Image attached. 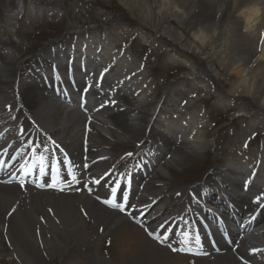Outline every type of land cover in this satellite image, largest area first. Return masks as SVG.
I'll list each match as a JSON object with an SVG mask.
<instances>
[{"label":"bare ground","instance_id":"1","mask_svg":"<svg viewBox=\"0 0 264 264\" xmlns=\"http://www.w3.org/2000/svg\"><path fill=\"white\" fill-rule=\"evenodd\" d=\"M25 1L35 6L42 3L37 0ZM148 1L150 6L145 0H136L130 3V7L138 10L143 19L149 22L151 28L157 30L155 34L159 32H162L161 35L168 34L167 37L171 36L170 45H181L183 51L177 52L178 57L175 58L169 54L168 59L188 67L192 71L193 65H189L181 57L194 54L195 49H199L197 46L191 47L192 42L189 40L193 39L200 46L204 44L203 47L210 42L214 43L215 46L212 47L206 59H209V62L219 56V67L227 69L231 75L235 76V80L229 85L227 95L239 99L247 96L251 99V102L258 105L257 109L261 110L263 108L264 45L260 43V40L261 33L264 32V0ZM10 4L11 1L9 0V6ZM69 5L70 7L67 10L72 9V11L73 7L77 6ZM9 8L10 10L16 9L15 4ZM65 8H68V6L65 5ZM78 12L80 13L79 10ZM79 13H71L73 19L78 21L73 22L71 20L70 23L78 24L81 22ZM212 13L214 18L211 20L209 16ZM233 13L236 14L233 15ZM218 14H220V17L216 20L215 16L217 17ZM43 16H45V13H43ZM47 16H52V14ZM24 18L31 27L36 25L33 23L35 18L27 11L16 16L0 15V123H3L0 126V161H4L0 171L5 172L0 174V233L7 240L12 255L8 259V263L46 264L44 260L47 257L50 261L58 264H108L98 256V251L101 249L102 252V249H105L109 250L110 254L116 250L117 260L120 264L123 262V264H141L142 259H144L145 264H190L188 262L191 261L184 259L180 254L171 255L164 252L158 245L152 244L151 246L147 243V237L142 234L140 228L132 223L128 217L118 211L110 210L109 205L105 204V207L98 204L97 201L103 202L105 200L100 197L101 194L111 193L113 187H118L117 196L119 197V188L125 189L132 185L133 188L128 193L123 194L127 196V200H133L134 203L132 206L133 212L129 215L135 218L139 217L142 224L147 228L155 229L156 232H159L162 228H165V231L170 226V230L167 233H162L161 236L168 239L171 246L175 247L179 242V238H183L184 235L187 236L186 243H189L192 236L195 237L199 227L201 232L205 234L203 222L212 223L217 230L221 224L223 232H217L216 234L222 236L219 237L220 243L223 241L230 244L232 251L230 248H227L225 253L218 250L220 252L212 254L211 258H196L194 264H240L236 259L237 256L251 259L257 255L258 262L256 263L264 264V255L260 252H249L250 249L264 251V240L261 239H264V194L259 201L256 200L253 204H250L245 197V192L250 189V182L261 178V183L264 186V159L259 162L252 161L254 163L252 170L248 171L251 164L236 162L234 158V155L241 150L248 152V149L245 147L240 148L234 139L228 144L230 148L225 146L214 149L217 154H214L211 162L207 163L206 161L207 169L211 168L208 174L209 178L204 182L207 187L201 186L200 189L198 186H194L173 190L175 194H178V197L180 196L182 206L177 209L182 211V214L184 213L183 216L192 217L198 212L197 210H199V214H202L198 215L195 220L196 226H191L190 229L184 223L180 224L178 221L170 223L162 217L171 211L169 203L164 198L168 194L160 192V190L164 191L162 185L155 182L147 183L141 175L133 174L129 180L121 181L118 180L119 177L116 174L108 173L101 183L95 186L96 183L93 181L99 180L107 172L108 156L101 153L97 154V149L94 147H86V159L94 160L89 164L87 174L92 169H96V172L88 174L90 181L86 185L90 188L93 187V194H88L85 191L76 193L72 189H63L59 194L41 197L40 194L43 191H38V196L30 200L27 194L21 191L17 178L28 180L29 177L18 176V172H7L9 168L18 171L24 165L33 170L38 169L39 166L45 163L38 164V161L34 159L27 162L20 160L22 149L13 148L12 150L13 143L24 142L25 140L34 141L41 135L53 136L56 132H67L65 139L60 138L58 140L59 146L65 150L68 149L74 162L82 161L83 163L84 161L83 157L76 154L81 144L80 138L84 135L83 124L85 121H82V126L78 123L83 114L74 106L67 108L63 105L60 99V96L64 95L62 90L56 96L52 91L50 93L51 87L48 89L44 81L40 79L42 73H44L43 77L47 79L48 83L54 82L58 71L63 72V69H67L68 65L65 66V61H69L71 55L75 57L78 53L83 56L87 52L85 48L100 50V52L94 53L90 59L94 60L95 65L101 66L103 65L102 62L113 65L107 71L108 77H112V79L121 76V72L114 69L116 66L120 68V64L123 71L130 69V66H133L130 69L132 71L139 68V64H136L133 60H122L126 59L123 57L112 60L109 45L114 44V46L118 45L119 47L120 43L117 40L107 43L102 35L89 36L90 41L88 39L84 40L86 31L76 34L78 37L73 36L75 33L69 34L70 38L65 39L68 44L66 49L52 46V44L45 45L39 50L37 57V54L36 56L33 54L35 51L33 47L22 46L21 41L24 40L29 44L30 39L38 35L37 30L32 32L31 28L30 30L20 28L21 25L19 24ZM13 20L16 25L12 23ZM241 21H244L245 24L242 30L239 27ZM169 22L170 24H176L180 31L170 29ZM144 29L150 30L148 26H145ZM211 29L212 31L209 32ZM215 29H217V33ZM108 35L111 38L114 34L108 32ZM123 35V31L116 33L118 37ZM127 35H134V33H127ZM147 41L152 47L154 40L151 36H148ZM83 43L85 47L82 45ZM158 48L161 49V47ZM99 55H102V57ZM45 56L46 59L50 58V61L42 63ZM41 63L44 67H40ZM67 70L68 72L73 71L71 68ZM132 74L139 81L130 84L127 91L134 87L133 91H138L137 95L140 98H131L127 93H120L119 91L109 97L99 89L93 88L91 91L92 96L97 97L95 100L99 99L94 106L104 104L110 98L116 99L118 103L109 107L103 106L100 109H91L90 118L100 130H106L108 133L113 130L122 137L129 135L134 142L142 139L145 132L149 130L144 139V143L148 145L147 152H144L141 156L142 161L140 163H144V166L151 168L152 175L150 179L164 175L161 173V169L158 170L157 164H160L164 169L166 168L169 174L175 175L177 174L176 168L180 167L183 171L184 165L192 152L195 154L201 152L205 155L208 153L207 138L211 135V129L206 124V118L202 113L184 117V112L190 109L191 104V107L194 106L193 103L196 101L202 103L209 101L212 97L210 91L207 90L209 86L205 83L203 85L193 83L188 77H183V88L170 87L167 84L160 87L157 84V87L151 91L146 87V84L143 85L142 81L145 78H150L151 73L141 75L140 72H133L130 75ZM200 79L199 76H193V80H199V83H202L203 81H200ZM59 81H61V78ZM52 83H50L51 86ZM219 83L221 84V81ZM81 85L83 84L81 83ZM159 89L161 96L158 97L156 95L159 94ZM197 92H204L207 97L196 98ZM178 95L183 96V100L186 98L187 101H182ZM69 98L73 102V98ZM163 110L166 113L158 118L156 112H163ZM56 114H60V118L54 124L53 117ZM246 114V109L241 108L236 117L243 120L247 117ZM14 123L17 124L16 127H13ZM170 125L176 127L170 130L172 133L177 130V126H181L184 133H186L185 128H187L190 136L188 141L191 144H188L185 148L192 150L188 152L185 148L173 144L156 127L158 126L159 129L160 127L169 128ZM4 137H8L9 140L4 141ZM262 152L264 153V148ZM224 156L228 158H223ZM33 165L36 166L33 167ZM69 168L72 169L71 166ZM254 169L255 172H253ZM261 171H263L262 175ZM26 173L31 175L29 171ZM153 174H156V176H153ZM10 176L14 178L15 182L3 183L6 180L5 178ZM243 178H246L247 182H241L242 184H240L238 181H242ZM26 186L28 185L26 184ZM208 187L213 188V190L216 189L220 196L218 197L217 194L210 192ZM257 191L261 192L260 189ZM258 192L253 191L254 195L252 197L259 196ZM190 194L199 197L200 200L197 202L190 201ZM127 200H124V202ZM187 200L188 204L184 205ZM204 201L210 203L211 207L215 209L216 216L218 215L222 219L215 215H209L207 210L200 208L201 202ZM160 202H163L164 205ZM157 203H159L158 206ZM181 207L185 208L186 214L184 210H179ZM242 212L247 214L242 222L253 215L256 223L250 220L241 225L237 216L239 213L244 214ZM141 213H144V215L141 216ZM260 222L263 224L258 229L253 230V227ZM177 226H180V229L184 232L181 231L178 235L179 229H176ZM229 227H233V230L229 229V231ZM90 229H97L98 240L94 243L96 246L94 250L97 253L87 256L83 252L79 255L78 252L82 243L85 246L86 241L91 240ZM61 240H65V244L69 241L66 248L71 252H76L79 257L78 260H68V255L62 251L63 245L60 242L63 241ZM6 250L4 245H0V252H6ZM206 251L204 250V252ZM89 258H93L94 262L89 261ZM0 262L5 263L2 258H0ZM109 264L113 263L109 261Z\"/></svg>","mask_w":264,"mask_h":264},{"label":"rangeland","instance_id":"2","mask_svg":"<svg viewBox=\"0 0 264 264\" xmlns=\"http://www.w3.org/2000/svg\"><path fill=\"white\" fill-rule=\"evenodd\" d=\"M10 1L11 4L9 6V0H0V15H17L15 13H11L9 8L13 5V2H17V4L19 5L18 9L20 8L19 11L21 10V8L23 10H26L27 7H30V4H28L30 2H26L25 0ZM37 1H40L42 3L38 4V7H36L39 10L51 13L52 16H47V18L45 19L38 17L39 19H36L34 21V23L36 24L34 27L26 26L27 23L22 20L20 27L21 29L30 30L31 28L32 32L36 30L38 32V35L33 36L32 39H30L29 44L24 40L21 41L22 46L24 47L31 46L34 49H39L41 46H44L49 40L51 41L52 39H54L53 37L59 38L60 35H64L65 33L74 31H77L78 33V30L82 31L84 29L95 28L89 32L103 30L111 32L112 34L114 33L113 36L115 38H117L116 33L123 30L124 35L120 36L118 39H123L124 41H126V43H124V47H126V50L128 48V45L132 44L133 51L128 50L130 54H127L128 57L133 59L136 64H139V69L142 70L144 74L151 73V77L146 78L145 80L146 87L151 89V91L153 88L157 87V84L160 87L164 86L165 84L169 86L173 84V86H176L175 83L177 85H181V78L183 77H188L192 80L193 83H198L199 85H203L205 83L209 86L207 87V90L210 91L209 93L212 96L209 101L207 103L196 101L195 103H193L194 107L191 108L193 114L202 113L206 117L207 126L211 127V135L207 138L208 153L205 155L201 152L200 154H195L192 152V155L189 156L190 158L184 165L183 171L180 167H178L176 168L177 174L175 175L169 174L166 168L164 169L161 167V173L164 175H159L156 179L153 180V182L165 185L166 189H169L171 185H183L185 187L194 185L196 183L195 181L198 182L202 180L203 173L208 168L206 164L211 162L214 154H217V151L214 149L225 146L228 148L229 146L227 145V143H230L232 139H234L238 143V146L240 148L242 144L249 145L248 153L245 154L246 159L253 157L250 153L254 155L257 151L262 150L261 147L264 148V125H262L264 124V106L263 108H261V110H259L257 109L258 105L255 102H251V99H249L247 96L240 97L239 99L235 97L232 98L227 95V92L230 88L229 85L235 80V76L231 75L227 69L219 67V56L213 58L212 61L209 62V59H206V56L210 54L212 47L215 46L214 43L210 42L203 47L204 44L200 46L199 44L195 43L193 39L189 40L192 42L191 47L197 46L199 48L198 50L195 49L194 54L181 56L183 60L186 61L189 65H193L192 67L194 68H192V71H190L188 67H185L168 59L169 54L173 55L175 58L178 57L177 52L183 51L181 50V45H170L171 36L167 37L168 34L161 35L162 32L155 34L157 30L151 28L149 22L143 19L138 10L130 7V3H133L136 0ZM145 1L147 2L148 6H150V2L148 0ZM69 4L77 5L73 7L74 12L72 11V9L67 10L70 7ZM65 5L66 7L68 6V8H65ZM78 10L80 11V13L78 12ZM75 12L81 15V22L78 24L70 23L71 20L73 22L77 20L73 19V14ZM235 14L236 13H233V15ZM213 16L214 14L212 13L209 18L212 20L214 18ZM218 17H220V14H218L217 17L215 16V19L217 20ZM244 25V21H241V25L239 26L240 30L243 29ZM145 26H148L150 30L144 29ZM168 26L170 27V29H175L177 32L180 31L179 27L176 24H170L169 22ZM211 31L212 29L209 30V32ZM215 31L217 33V29H215ZM131 32L134 33V35H127V33L129 34ZM148 36H151L154 40L152 43V47L147 41ZM158 47H161V49H159ZM35 52L33 54H35ZM212 70L214 72H208ZM195 75L201 77L200 81L203 82L199 83V80H193V76ZM220 81L221 84L219 83ZM160 89L159 94L156 95L158 97L161 96ZM195 97L205 98L207 97V95L204 92H197ZM241 108H245L247 112V117L243 120L236 117L237 112ZM59 118L60 114H56L55 117H53L54 124L58 121ZM78 122L81 123V120H78ZM108 124L110 123L108 122ZM80 125L82 126V124ZM98 130L99 128L95 124L91 127V146L98 147L97 150L100 153H106L110 157L108 162L109 171L118 174L121 177L124 175V177H129L130 174H132L136 170V162L138 161V157L144 151L142 140L139 139L137 142H134L130 139L129 135L126 137H122L119 136V133L113 130L110 131V133H108L106 130H101L103 135L100 136L97 134ZM59 135L66 138L67 132L57 134L56 136ZM226 139H228V141H226ZM187 144L190 145V143ZM181 147L185 148V145L181 144ZM128 153H132V155H128ZM135 156L137 157L136 160H134ZM234 156L239 157L238 154ZM238 161L241 162L240 160ZM206 175L208 176V174ZM34 196L35 195H31V199H33ZM171 202L173 203L174 201ZM96 231L97 229H90L91 240L88 239L85 246L82 243L79 248V255H81V253L83 252L87 256L92 253H97V251L94 250L96 249L94 243L98 240ZM261 239L264 240L263 238ZM61 241H63L62 243L60 242V244L63 245L62 251L64 254L68 255V260H78V254L76 252H71L66 248V245L69 243V241L66 244L64 242L65 240ZM146 241L151 246L152 244H154L149 239ZM0 245H4L7 249L6 252H0V258L5 261V263L0 262V264H10L8 263V259H10L12 255L8 248V242L1 233ZM163 250L164 252H169L166 248H164ZM53 252L55 253L56 251ZM98 253V256H100L102 260H104V262H108L109 264V261H111L113 264H120V262L118 263L117 260L118 255L116 254V250L113 251L112 254H110L109 250L107 251L105 249H102L101 252L100 249ZM144 257L146 258V256ZM88 260L92 263L94 262L93 258H89ZM44 261H46V264H58L57 262L50 261L49 259H47V257ZM20 263L26 264L25 262ZM141 264H145L144 259L141 260Z\"/></svg>","mask_w":264,"mask_h":264},{"label":"snow or ice","instance_id":"3","mask_svg":"<svg viewBox=\"0 0 264 264\" xmlns=\"http://www.w3.org/2000/svg\"><path fill=\"white\" fill-rule=\"evenodd\" d=\"M260 43H261L262 45H264V32L261 33V40H260ZM128 155H132V153H128ZM42 163H43V158H40V159L38 160V164H42ZM59 163L62 164V162H59ZM3 164H4V161H0V166H2ZM35 166H36V165H33V167H35ZM24 168H25V166L22 165V166H21V171H24ZM28 171L30 172V171H31V168H29ZM25 174L27 175V173H25ZM107 175H108V173L106 172V173H104L103 176H101L100 180H94L93 182L99 184V183L101 182V180L104 179V176H107ZM10 182H11V181H8V183H10ZM49 186H53V185H49ZM19 187H20L21 189H25V187H26V181H24V180H20V181H19ZM117 192H118V187H113V188L111 189V198H110V199H105V200L103 201V203L106 204V205H110V206H113V207H117V208H119L121 211H124L126 206H123V207H122V206H121V203H120V200H121V199H123V200H127V196H126V195H122L121 197H118V196H117ZM97 199H99V197H97ZM256 199H257V201H259V200L261 199V197H260V196H257ZM129 206H130V205H129ZM174 250H175V249H174ZM251 251H252L253 253L260 252L262 255H264V251L259 250V249H251ZM241 259L243 260L244 257L241 256ZM245 264H247V261H245Z\"/></svg>","mask_w":264,"mask_h":264}]
</instances>
